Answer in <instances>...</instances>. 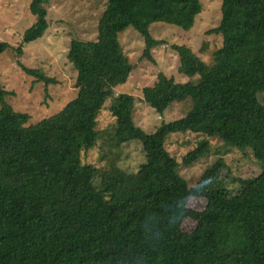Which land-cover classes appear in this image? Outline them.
<instances>
[{
	"label": "trees",
	"instance_id": "trees-1",
	"mask_svg": "<svg viewBox=\"0 0 264 264\" xmlns=\"http://www.w3.org/2000/svg\"><path fill=\"white\" fill-rule=\"evenodd\" d=\"M51 0H33L35 23L23 44L38 41L49 27ZM201 0H105L97 38L72 40L68 60L76 97L37 123L15 110L0 82V264H264V160L262 172L241 180L236 195L218 187L223 164L208 168L189 187L166 149L170 133L208 132L237 149L264 151V0H222V46L207 64L187 46L174 45L179 73L196 82L179 83L163 73L142 88L140 100L158 113L191 98L186 116L163 121L151 131L134 123L135 96L119 94L115 145H142L136 173L114 168L96 178L83 154L97 142L99 110L111 90L124 84L132 65L119 33L127 27L142 37L143 57L160 42L153 22L190 29L202 13ZM10 47L0 41V54ZM22 46L18 53H22ZM19 67L37 82L53 80ZM207 151L202 142L185 157L189 165ZM192 196L206 207H187ZM198 225L188 233L184 219Z\"/></svg>",
	"mask_w": 264,
	"mask_h": 264
},
{
	"label": "rangeland",
	"instance_id": "rangeland-1",
	"mask_svg": "<svg viewBox=\"0 0 264 264\" xmlns=\"http://www.w3.org/2000/svg\"><path fill=\"white\" fill-rule=\"evenodd\" d=\"M32 1L0 0V41L10 45L0 54V82L9 93L6 101L15 110L30 114L29 123H37L76 97L77 73L68 60V52L72 40H96L98 20L103 13L105 0H51L47 7L49 27L46 33L38 41L23 44L24 33L36 21L30 9ZM201 2L202 13L190 29L165 22L150 24L151 37L160 42L150 51V59L143 57L144 41L135 29L127 27L119 33L121 47L133 69L127 81L111 90L104 100L95 124L96 145L83 154V161L95 167L96 178H102L114 168L136 173L138 166L144 162L140 142L132 141L120 147L115 145L113 133L117 131L118 119L112 109L118 103L119 94L135 96L134 123L145 131L153 130L163 121L188 114L193 103L191 98L173 102L163 113H158L139 98L142 88L153 85L160 73L179 83L198 80L199 77L191 78L179 73L180 59L173 49L174 45L187 46L207 64L212 63L213 53L222 46V37L206 32L221 23L222 0ZM21 46L23 52L18 53ZM19 64L44 73L53 82L48 85L35 81ZM202 142H207L205 154L186 165V155ZM165 147L192 188L199 183L203 173L219 161L223 164V170L218 187L226 194L236 195L241 188V180L253 179L262 172V148L249 146L240 150L208 132H172ZM206 205L205 197L192 196L187 207L201 211ZM197 225L198 222L190 217L184 219L183 227L188 233Z\"/></svg>",
	"mask_w": 264,
	"mask_h": 264
}]
</instances>
